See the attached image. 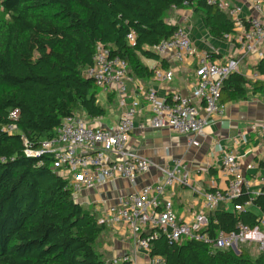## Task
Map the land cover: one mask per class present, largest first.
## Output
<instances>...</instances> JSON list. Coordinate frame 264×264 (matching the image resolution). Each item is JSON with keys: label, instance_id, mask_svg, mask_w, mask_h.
<instances>
[{"label": "trees", "instance_id": "1", "mask_svg": "<svg viewBox=\"0 0 264 264\" xmlns=\"http://www.w3.org/2000/svg\"><path fill=\"white\" fill-rule=\"evenodd\" d=\"M184 1L0 0L6 16L0 23V126L11 122L12 110L20 111L16 133L0 129V264H107L96 250L106 226L75 200L50 155L31 156L26 149L37 148L67 117L107 115L98 102L101 88L84 76L98 43L127 61L129 76L151 75L139 54L157 55L150 48L178 28L165 15L185 7ZM193 5L214 37L232 32L227 13L206 0ZM131 31L135 46L127 42ZM255 69L264 76V57ZM249 91L264 94V81L233 73L223 82L221 101L245 100ZM249 200L258 212L211 211L207 232L235 231L239 222L257 225L264 186L258 195L243 193L234 203ZM142 235L149 236V255L165 258V264H264V253L252 258L245 245L238 254L233 249L211 252L202 241L170 243L156 228Z\"/></svg>", "mask_w": 264, "mask_h": 264}, {"label": "built area", "instance_id": "2", "mask_svg": "<svg viewBox=\"0 0 264 264\" xmlns=\"http://www.w3.org/2000/svg\"><path fill=\"white\" fill-rule=\"evenodd\" d=\"M195 0H185V7ZM255 14L246 19L239 17L241 8L233 6L228 0H206L208 5H215L227 13L233 21L231 33L224 38L235 37L246 52H258L264 57V0H248ZM234 34V35H233ZM130 46L136 44V34L131 31L127 35ZM151 50L162 55L168 50H174L176 59L180 62L196 57L197 86L195 96L203 104L204 114L189 97L174 93L169 98H161L154 90L145 93L146 104L152 114L153 128H170L176 133L186 135L189 144L197 145L205 137V129L212 117L225 114L226 105L221 101L223 82L231 74L240 72L239 58L226 60L214 59L207 52H199L186 28L178 26L175 32L166 40L152 46ZM84 76L94 80L103 90L116 89L118 95L126 98V82L130 80L129 65L125 59L113 55L103 43H98L93 58V65L84 71ZM154 76L162 82H170L174 78V70L158 69ZM260 75L253 70L250 79L257 80ZM140 107L138 100H132L121 115L115 127L91 126L70 116L63 120L55 133L40 141L37 148H27L31 156L48 154L53 158L54 170L67 181L72 196L78 201L84 190L93 189L117 179L135 181L137 176L144 174L154 166L145 156L128 151L131 132L134 128L135 115ZM19 109L9 113L11 122L0 126L1 130L16 133V121L19 119ZM256 127L253 126V129ZM255 167L252 163L243 166L241 157L233 152H225L221 158V172L227 179L224 190H203L194 186L187 166L183 159H173L171 164L156 165L161 177L152 184L143 186L106 207L98 217V222L105 226L121 225L131 231L136 238L139 249L149 253V236L142 234L148 229H159L170 243H182L185 240H195L209 243L210 251L224 249L238 250L242 245L257 246L264 253V210L259 213L258 224L250 226L239 222L235 231H219L211 236L207 229L210 224L208 213L224 207L230 202L232 211L241 212L246 206L252 205L251 200L245 205L234 203L243 193L251 194L253 178L245 171ZM206 172V168L200 169ZM264 185V177H259ZM189 186L201 197V208L191 219L182 220L173 207L172 197L168 190L176 187ZM122 264L132 261L129 255L121 257ZM107 264H118L107 261ZM165 258L150 256L149 264H165Z\"/></svg>", "mask_w": 264, "mask_h": 264}, {"label": "crops", "instance_id": "3", "mask_svg": "<svg viewBox=\"0 0 264 264\" xmlns=\"http://www.w3.org/2000/svg\"><path fill=\"white\" fill-rule=\"evenodd\" d=\"M228 1L233 6L241 8L239 15L241 19L255 14L248 0ZM201 15L202 11L196 9L195 5L173 8L166 13L165 21L170 25L186 28L199 52L211 53L217 60L239 58L240 73L248 80L255 81L250 79V74L256 70L255 65L261 59L258 52H246L235 37L231 39L214 37L204 25ZM261 48L264 50V43ZM139 58L152 74L142 77L130 75V80L126 82L127 95L124 100L114 88L101 89L100 93L104 94L108 103L104 106L107 115L90 118L86 113H81L75 116L91 126L115 127L129 103L138 100L140 107L135 115L128 151L147 157L154 166L150 171L137 176L133 182L117 179L84 190L77 202L99 217L106 207L160 178L161 173L156 165L171 164L176 158L184 160L194 186L207 191L224 190L227 179L221 172V158L225 152H233L240 156L243 166L249 163L255 165L245 173L254 180L250 193L258 195L264 186L259 180L260 176L264 177V94L249 91L247 99L225 104V114L221 117H212L205 129V137L199 140V144L192 145L189 144L186 135L176 133L167 127L151 126L152 114L146 104L145 93L154 90L158 96L165 99L174 93L189 97L204 114L203 104L195 96L196 57L180 62L176 59L175 51L168 50L162 55L157 54L153 57L139 54ZM168 68L174 70L172 81L162 82L155 78L156 70ZM257 80L264 81V76H260ZM253 126L256 128L253 129ZM202 168H206L207 171H200ZM166 193L172 197L174 211L182 220L191 219L192 215L201 208V197L189 186H178ZM227 205L232 206L228 202L221 209H228ZM245 208L253 210L252 205ZM96 250L106 261L122 264L121 257L129 255L132 261L128 264H149L148 251L139 249L131 231L121 225L106 226L98 239Z\"/></svg>", "mask_w": 264, "mask_h": 264}, {"label": "rangeland", "instance_id": "4", "mask_svg": "<svg viewBox=\"0 0 264 264\" xmlns=\"http://www.w3.org/2000/svg\"><path fill=\"white\" fill-rule=\"evenodd\" d=\"M3 19H6V16L4 15L3 13V10L0 9V23L2 22ZM98 102L104 107L106 106L108 103H107V99L105 98L104 94H101L99 93L98 95ZM228 206V205H227ZM228 209H231L232 210V206H228ZM253 210L254 211H259L256 207L253 206ZM242 248V247H241ZM244 249L247 250V252L249 253V255L252 257V258H255L256 256H258L259 254V249L257 248V246H250V247H244ZM234 250V249H233ZM235 251V250H234Z\"/></svg>", "mask_w": 264, "mask_h": 264}, {"label": "water", "instance_id": "5", "mask_svg": "<svg viewBox=\"0 0 264 264\" xmlns=\"http://www.w3.org/2000/svg\"><path fill=\"white\" fill-rule=\"evenodd\" d=\"M234 250L237 254L239 253V250L236 247H234Z\"/></svg>", "mask_w": 264, "mask_h": 264}]
</instances>
